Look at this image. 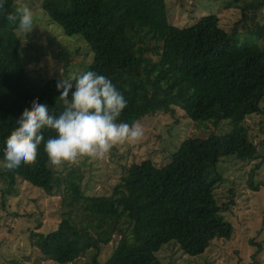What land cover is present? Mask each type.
I'll return each mask as SVG.
<instances>
[{"label":"trees","instance_id":"1","mask_svg":"<svg viewBox=\"0 0 264 264\" xmlns=\"http://www.w3.org/2000/svg\"><path fill=\"white\" fill-rule=\"evenodd\" d=\"M263 4L245 1L241 18L225 29L215 14L176 26L168 21L165 0H42L50 22L90 46L93 59L85 71L106 76L126 99L118 123L179 108L192 120L228 119L233 126L226 134L185 138L162 166L150 159L131 164L109 195L83 194L80 175L71 170L64 200L79 220L66 216L54 230L30 231L40 258L69 264L95 249L91 264H160L156 253L170 241L198 256L213 239H230L233 225L222 211L233 200L220 204L215 197L221 179L216 165L224 156L252 160L256 154L245 120L264 114V47L255 41L264 38V23L256 20ZM16 7L15 0L0 6V149L26 107L43 102L53 114L64 107L55 87L61 79L36 86L27 78L21 39L5 19ZM240 34L256 39L240 45ZM51 135L43 130L34 163L4 173L11 184L20 178L45 192L60 187L43 151ZM114 235L113 251L100 261V247Z\"/></svg>","mask_w":264,"mask_h":264},{"label":"rangeland","instance_id":"2","mask_svg":"<svg viewBox=\"0 0 264 264\" xmlns=\"http://www.w3.org/2000/svg\"><path fill=\"white\" fill-rule=\"evenodd\" d=\"M15 1L18 6L27 5L35 16V27L30 32L24 35L18 30L15 32L21 39V53L27 62L26 75L30 82L38 86L48 78L67 79L73 73L86 70L93 52L81 35H65L58 24L50 22L40 9L42 0ZM245 1L254 0H165V3L168 21L176 26L187 27L202 15L215 14L220 25L229 29L241 18L240 6ZM256 13V20L263 24L264 4ZM253 39H256L254 34H240L238 38L240 45ZM255 41L264 47V38ZM262 106L264 111V101ZM136 123L142 127L143 135L135 142L115 144L102 156L77 157L59 168L49 163L55 176L61 179L60 187L51 192L20 178L11 184L4 175L9 169L0 160V264H57L40 258L38 249L30 243L29 233L54 230L66 216L79 220V211L64 200L65 178L71 170L80 175L83 194L109 195L131 164L150 159L162 166L169 162L185 138L222 135L229 133L233 126L228 119L217 124L212 120H192L179 108L173 114L145 115ZM245 123L256 143L255 157L239 160L224 156L216 165L221 179L215 186V197L220 204L229 202L231 197L233 200L222 211L233 225L230 239H213L198 256L184 254L170 241L156 253L160 264H264V114L251 115ZM118 238L114 235L109 243L102 245L97 259L105 260ZM95 252L88 249L69 264H91Z\"/></svg>","mask_w":264,"mask_h":264},{"label":"clouds","instance_id":"3","mask_svg":"<svg viewBox=\"0 0 264 264\" xmlns=\"http://www.w3.org/2000/svg\"><path fill=\"white\" fill-rule=\"evenodd\" d=\"M3 3L0 0V6ZM5 19L23 35L35 27L34 13L27 5L16 7ZM55 87L63 110L53 114L45 103L38 102L21 112L0 149L8 169L16 170L36 161L45 129L54 133L43 143V151L54 168L74 162L77 157L102 156L115 144L142 137L143 129L138 123L117 122L127 101L106 76L93 70L73 73Z\"/></svg>","mask_w":264,"mask_h":264}]
</instances>
